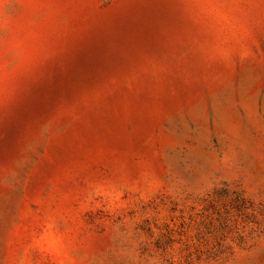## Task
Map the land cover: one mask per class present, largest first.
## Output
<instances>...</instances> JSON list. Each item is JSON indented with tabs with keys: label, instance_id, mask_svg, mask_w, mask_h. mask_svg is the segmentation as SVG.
I'll list each match as a JSON object with an SVG mask.
<instances>
[{
	"label": "rangeland",
	"instance_id": "rangeland-1",
	"mask_svg": "<svg viewBox=\"0 0 264 264\" xmlns=\"http://www.w3.org/2000/svg\"><path fill=\"white\" fill-rule=\"evenodd\" d=\"M0 264H264V0H0Z\"/></svg>",
	"mask_w": 264,
	"mask_h": 264
}]
</instances>
